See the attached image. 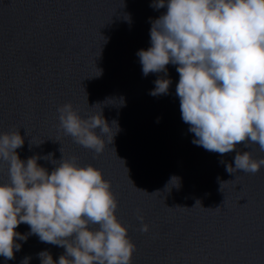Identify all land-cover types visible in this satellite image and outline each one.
<instances>
[{"label":"water","instance_id":"95a60500","mask_svg":"<svg viewBox=\"0 0 264 264\" xmlns=\"http://www.w3.org/2000/svg\"><path fill=\"white\" fill-rule=\"evenodd\" d=\"M152 3L0 0V135L18 130L24 139L19 158L41 157L37 163L49 174L62 156L101 170L118 202L117 219L136 246L131 264H264V166L255 174L226 170L235 168L237 152L258 161L264 151L241 143L221 155L194 145L176 96L177 66H166L169 94H149L163 73L144 76L137 52L151 46L150 21L166 13ZM68 103L82 119L102 110L113 128L109 141L114 136L109 144L94 130L106 140L102 153L59 127L57 109ZM49 154L51 160L43 159ZM172 177L179 187L174 181L165 190ZM8 183V165L0 162V184ZM15 231L28 234L30 226ZM16 243L21 249L14 259L0 256V264L25 258L41 264L42 251L58 264L65 254L36 235Z\"/></svg>","mask_w":264,"mask_h":264},{"label":"clouds","instance_id":"9594fccd","mask_svg":"<svg viewBox=\"0 0 264 264\" xmlns=\"http://www.w3.org/2000/svg\"><path fill=\"white\" fill-rule=\"evenodd\" d=\"M151 6L166 8V13L150 21L151 46L137 52L144 76L163 73L149 94H169L172 81L166 78V66H177L176 96L194 145L221 155L241 143L246 148L258 144L264 151V0H153ZM57 111L64 134L84 148L104 151L106 140L95 129L113 142L114 136L110 141L108 136L113 128L102 110L88 119L70 103ZM23 145L18 130L0 135V162L7 163L10 178V183L0 184V256L14 259V250L21 249L16 240L36 235L65 249L58 264H131L136 246L117 219L118 202L102 171L62 156L49 174L37 163L41 157L19 158L16 150ZM51 155L43 159L51 160ZM234 163L235 168L227 165L229 173L255 174L264 159L237 152ZM174 181L179 187V179L172 177L165 190ZM138 218L140 230L148 232L143 217ZM20 224L30 226V233L16 232ZM90 225L99 227L91 230ZM38 256L41 264H55L47 251Z\"/></svg>","mask_w":264,"mask_h":264}]
</instances>
